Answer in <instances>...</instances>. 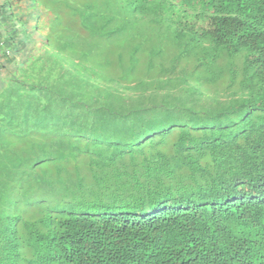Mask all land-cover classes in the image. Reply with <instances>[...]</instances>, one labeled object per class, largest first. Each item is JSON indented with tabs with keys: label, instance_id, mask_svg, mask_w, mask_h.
Here are the masks:
<instances>
[{
	"label": "trees",
	"instance_id": "16d2710c",
	"mask_svg": "<svg viewBox=\"0 0 264 264\" xmlns=\"http://www.w3.org/2000/svg\"><path fill=\"white\" fill-rule=\"evenodd\" d=\"M0 264H264V0H0Z\"/></svg>",
	"mask_w": 264,
	"mask_h": 264
},
{
	"label": "clouds",
	"instance_id": "9594fccd",
	"mask_svg": "<svg viewBox=\"0 0 264 264\" xmlns=\"http://www.w3.org/2000/svg\"><path fill=\"white\" fill-rule=\"evenodd\" d=\"M0 42L2 43V45L0 46V49L2 48V47H4V43H3V41L2 40H0ZM0 74H3V72H4V68H3V65H2V63H1V61H0Z\"/></svg>",
	"mask_w": 264,
	"mask_h": 264
},
{
	"label": "built area",
	"instance_id": "2783aa9c",
	"mask_svg": "<svg viewBox=\"0 0 264 264\" xmlns=\"http://www.w3.org/2000/svg\"><path fill=\"white\" fill-rule=\"evenodd\" d=\"M2 45V43L0 42V46ZM1 69V68H0Z\"/></svg>",
	"mask_w": 264,
	"mask_h": 264
}]
</instances>
